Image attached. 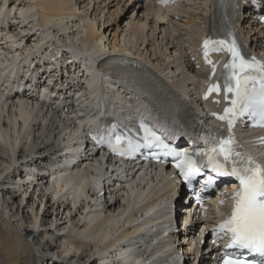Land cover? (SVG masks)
<instances>
[{
	"label": "bare ground",
	"instance_id": "6f19581e",
	"mask_svg": "<svg viewBox=\"0 0 264 264\" xmlns=\"http://www.w3.org/2000/svg\"><path fill=\"white\" fill-rule=\"evenodd\" d=\"M9 1L0 0V264H176L182 259L184 264L188 259V264H213L214 248L200 245L194 238V227L202 224L197 213L192 227H179L183 219L187 220L181 218L179 204L153 211L148 206L149 194L142 198L141 185L149 183L147 176L134 178L131 168H112L113 164L104 167L100 162L91 163L92 154L77 152L82 124L92 119L91 114L110 104L122 109L128 103H137L136 96H141L135 84L124 81L120 86L115 80L116 72L106 61L112 53L139 56L194 99L197 79L205 73L194 69L186 52L201 33L202 14L207 11L204 1L182 0L179 6L166 10L152 1L144 2L146 17L133 21L131 30L143 44L148 37V20L153 19L163 45L149 39L155 56L151 58L130 50L118 39L117 32L112 44H105L96 23L78 14V0H13L11 8ZM129 3L136 2L114 0L113 4L121 9ZM191 4L192 10L184 11V6ZM182 12L186 20L182 22L184 27L178 26L183 29L180 32L176 23ZM166 23L171 24L170 28ZM245 26L247 36L264 54L260 28L250 23ZM27 39L30 41L26 46ZM168 48H173V55L166 52ZM69 51L84 57L81 68L68 60ZM59 63L67 71L68 67L78 68L66 79L76 91L72 114L61 116L25 94L10 96V88L23 84L32 66L40 81L48 78L46 70H51L52 77L42 86V94L51 96L48 88L56 76L51 72L59 68ZM26 87L29 94L38 92L30 82ZM61 94L65 95L63 91ZM74 159L76 162L68 165ZM43 172L45 177L41 176ZM104 176L107 179L102 196L99 187ZM155 179L159 195L154 198L160 200L174 183L168 171L158 170ZM28 190L32 191L27 194ZM44 200L54 205L53 212L60 207L54 212L55 218L46 217L48 210L44 209L48 205ZM58 213L66 219L56 217ZM160 221L167 233L162 242L155 239ZM203 248L211 251L201 253Z\"/></svg>",
	"mask_w": 264,
	"mask_h": 264
},
{
	"label": "rangeland",
	"instance_id": "374dc122",
	"mask_svg": "<svg viewBox=\"0 0 264 264\" xmlns=\"http://www.w3.org/2000/svg\"><path fill=\"white\" fill-rule=\"evenodd\" d=\"M12 1L13 0H10L8 2L9 8H11L13 6ZM129 1H131V0H129ZM133 2H136V3L133 5L131 3L126 4L123 7H120L121 9H118L116 7V5L113 4L114 0L113 1H111V0H78V3H79L78 14L80 16H82L84 18H88V19H90L96 23V28H98V33L104 36L103 42L105 44L109 43L111 45L112 41H113V35L115 32H117L118 39L120 41H122L130 50L138 51V52H144L143 54L146 56L149 55L150 58L155 57L152 54V52L150 51V47H149V44L147 42L149 41V39H150L149 42H151L152 38H153V39H156V42L158 43V45H160V46L163 45V42L161 41V38H160L161 33L154 29L155 27L153 25L154 24L153 19L149 18L148 21H150V23L148 22L149 24L146 27V30L148 31V32L146 31L148 37L143 44L140 43L141 39H139V37L136 36V34L134 32H132V30H131V23L133 21H136L137 19H144L146 17L147 9L145 6L146 4H144L141 0L139 2L140 4L137 3L138 1H133ZM190 3H192V2H190ZM139 5L142 7H139ZM192 6H193L192 4L186 5V6H184V8H186V9L185 10L182 9V10L189 12L192 10L191 9ZM14 14H16V12ZM183 15H184V12H182V15L180 17L181 19L178 18L179 22L176 23V28L180 32H183V29L181 28V27H184L182 25V22L184 20H186L185 19L186 16L184 17ZM185 15H187V14H185ZM165 22H167V21H165ZM26 25H28V24L26 23ZM170 25H171L170 23H168V24L166 23V27L170 28ZM178 26H181V27H178ZM179 28L182 29V31ZM115 29H117V30L115 31ZM29 39H27V41L25 42V45L30 41ZM31 39H32V37H31ZM54 41L57 42V40H54ZM61 44L63 45V43H61ZM163 49H164V47H163ZM146 50H147V53L145 54ZM166 52H168V53L170 52L171 55L174 54L173 48H168L166 50ZM172 52H173V54H172ZM21 179L24 180L25 178L22 176ZM31 191L32 190L27 192V194L30 193ZM20 192L21 191H18V194H20ZM22 196H23V193L20 195V197H22ZM24 198H25V200H24V203H25L27 195H26V197L24 196ZM182 198H183V196L180 197V200ZM50 200H51V198H50ZM44 202L46 203L45 200H44ZM53 207H54V205L50 204L44 209L45 211L48 210V214L46 217L55 218L54 212L56 213L60 207H58V210H55L54 212L52 211ZM43 208H44V205H43L42 209ZM60 216H62L61 220H63L64 214L58 213L56 215V217H58V218H60ZM40 217H41V214L39 216V219H40ZM39 223H40V220H39L38 224ZM180 224L181 223H179V225ZM15 240H17V239H15ZM54 255H56V254H54ZM189 261H190V259L186 260V264H188Z\"/></svg>",
	"mask_w": 264,
	"mask_h": 264
}]
</instances>
